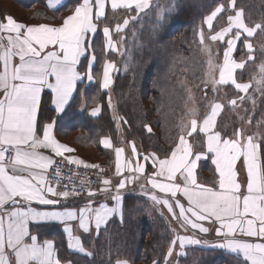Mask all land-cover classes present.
I'll return each instance as SVG.
<instances>
[{
  "label": "snow or ice",
  "instance_id": "obj_1",
  "mask_svg": "<svg viewBox=\"0 0 264 264\" xmlns=\"http://www.w3.org/2000/svg\"><path fill=\"white\" fill-rule=\"evenodd\" d=\"M109 3L114 13L124 10L139 14L151 8L150 0H78L71 14L59 25H26L11 15L0 20V264H62L54 241L41 240L39 232H33V228L50 224L63 225V231L69 237V249L93 256L74 230H81L84 234L94 230L99 238L101 230L106 231L113 218L119 216L123 219L125 208L121 190L127 183L139 179L137 174H146V165L141 160L151 161L153 171L146 175L147 183L168 197L161 199L151 194L150 199L157 205H164L174 220L182 221L181 227L190 225L192 229L207 234L210 228L200 222L219 224L213 229L220 238L215 243L195 236H176L167 249L165 264L173 256L177 243L180 256L186 254V246H197L221 250L234 258V264H264V131L248 134L238 127L231 136L222 135L217 130V117L224 105L216 100L208 103V112L202 121H198L197 110L189 109L191 119L179 126L178 139L162 156L157 152L141 154L135 142L129 141L131 157L122 164L124 147L114 148L110 138H103L100 143L104 148H114L116 174L123 176L126 170L131 175L120 179L114 186L115 191L112 181L103 179L101 189L87 191L88 200L84 207L76 209L61 204L62 199L67 201L70 197L80 196L81 192L75 188L58 191L59 185L48 176L56 164L54 157L75 151L56 139L54 129L71 108L78 82L94 80L92 64L96 57L92 54L89 60V50L92 38L107 18ZM46 4L55 10L62 0H46ZM229 9L234 14H227L225 25L215 30L213 21L218 17L224 19L219 14L227 13ZM172 11V8L159 10L156 20L160 29L164 28ZM204 23L212 33L207 37L209 41L224 42L225 37H229L223 62L216 64L212 60L213 50L205 46L204 30L200 29L198 33L200 45L208 53L205 87L210 82L212 90L217 91V86L234 85L239 93H248L251 84L238 82L235 76L238 69L245 68L246 61L243 58L237 61L233 53L237 42L243 39L248 61H254L253 44L249 38L257 30L264 31V24L250 26L246 23L244 9L236 7V0L218 4L205 17ZM128 24L129 18H124L122 25L115 26V31H122ZM112 31L108 26L102 29L107 38L106 47L117 50ZM82 57L88 60L83 72L79 70ZM258 67L261 79L257 83L264 85V61ZM113 69L114 63L106 61L101 89H110V71ZM45 90L49 92L48 103L53 115L41 121L39 114ZM80 95L81 110H84L88 100L83 93ZM108 99L109 106L113 107L111 96ZM238 99L243 101L245 97L239 96ZM91 102L96 103L95 97ZM229 103L235 106L237 99ZM100 111L97 105L89 115L96 117ZM123 122L127 124V120ZM144 127L148 132L152 131L149 125ZM186 129H190L187 136L197 131L203 134V151L193 152V146L184 134ZM41 149L52 155L44 154ZM65 159L71 164L96 167L84 164L80 159ZM204 159L211 160L218 176L217 183L212 186L198 181V163ZM241 170L246 172V183L239 179ZM59 175L60 170L56 168L55 176ZM98 195H103L107 202L96 206L94 198ZM33 205L61 206V210H38ZM109 264L131 262L118 256ZM153 264L158 261L154 260Z\"/></svg>",
  "mask_w": 264,
  "mask_h": 264
},
{
  "label": "trees",
  "instance_id": "obj_2",
  "mask_svg": "<svg viewBox=\"0 0 264 264\" xmlns=\"http://www.w3.org/2000/svg\"><path fill=\"white\" fill-rule=\"evenodd\" d=\"M9 1L25 12V19L33 22L59 21L78 2L66 0L59 8L50 10L46 6V0ZM221 3L226 4L227 0H154L150 9L139 14L135 11L119 10L114 13L107 10V18L100 24L92 41L97 71L105 60H111L110 55L116 58V52H107L101 47L102 28H112L114 23L127 14H137L123 32L122 43L125 49L112 81V92L119 96L116 98L115 110L125 138L136 140L143 154L157 152L162 156L178 139L179 126L189 117L188 113L183 112L186 88L178 82L179 77H184L194 88L195 95L202 99L198 119L205 115L210 101L220 100L219 102L225 105L226 117H219L217 121V130L221 131L222 135L231 136L238 127H242L248 134L264 131V127H260L264 124V85L258 84L259 80L254 82L255 77L259 75L258 66L264 61V31L257 30L254 36L249 38L253 44L254 61H248L243 39L237 42L234 51L236 60L243 58L246 61L245 68L237 70L235 76L238 82H251L248 93L241 95L234 89V85L217 86V91H213L212 87H205V64L197 25ZM236 7L244 9L246 23L250 26L256 23L264 24V0H236ZM164 8H172L173 11L167 16L164 28L160 29L156 17L159 10ZM227 14H233L231 9L227 13L219 14L224 19L218 17L213 21L215 30L225 25ZM224 44L220 43V47L224 48ZM222 53L223 51L219 56H222ZM115 58L112 60L117 61ZM124 58L129 61L126 62ZM82 85L79 84L77 89ZM97 87L98 84L94 83V86L88 85L83 89L86 99L96 96L95 99L101 104V112L97 118L88 117L86 110L79 111L80 102L75 95L71 108L56 124L57 133L61 136L78 132L79 134L71 138V147L82 158L96 163L109 155L99 146V137L108 135L114 144H117L118 140V129L112 117L107 93L99 91ZM218 91L222 99L217 95ZM239 96H244L245 99L241 101ZM232 99H237L235 106L229 103ZM254 100L258 101L256 108H253ZM48 101L49 92L45 91L42 94L39 114L41 121H46L53 115ZM239 108L244 112L242 118L235 115L236 111L238 114ZM124 120H127V124ZM146 124L151 127V132L144 127ZM244 125L248 127L245 129ZM198 139L195 141L198 146L195 147L202 150L203 140L201 137ZM197 173L202 183L209 186L216 184L218 176L209 159L199 162ZM124 208L123 219H112L107 230H101L99 238L97 234L95 237L83 238L85 249L94 253L91 257L68 250L63 235H56V250L61 260L70 261L72 264H109L119 256L128 259L131 264H153L154 260L158 261V264H164L167 249L173 240V234L164 219L151 209L147 196L136 192L124 195ZM191 248L197 254V259L192 262L187 254L180 258L177 264H234V258L221 250Z\"/></svg>",
  "mask_w": 264,
  "mask_h": 264
},
{
  "label": "crops",
  "instance_id": "obj_3",
  "mask_svg": "<svg viewBox=\"0 0 264 264\" xmlns=\"http://www.w3.org/2000/svg\"><path fill=\"white\" fill-rule=\"evenodd\" d=\"M66 2V0H62V4L63 5L64 3ZM60 5V6H61ZM47 6V4H46ZM58 6V8L60 7ZM1 8V7H0ZM50 9V8H49ZM1 10V9H0ZM50 10H53V9H50ZM107 10H111L110 8V3L108 4V6L106 7V12ZM72 11V10H71ZM71 11L67 12V14H65L64 17L68 16L71 14ZM3 13V14H2ZM2 13H0V20H3V18L6 16V15H11L13 16L18 22H21V23H24L26 25H38V24H48V25H59L60 23H62V20L64 17H62L59 21H55V22H33V21H26L25 19H19L17 18L16 16H14L13 14H10V13H4L2 11ZM103 29V28H102ZM112 29V28H111ZM102 32V30H101ZM113 34V32L111 33V35ZM102 36L104 38V46H105V51L109 52L111 49L107 48L106 47V43H107V38L104 37L103 35V32H102ZM95 37V35H94ZM94 37L92 38V41L94 39ZM122 39H123V36H122ZM93 54L92 52V47L91 49L89 50V56H88V59L90 60L91 59V55ZM233 58H234V53H233ZM235 59V58H234ZM106 61H109V60H105L100 68L99 71H97V67L95 65V61L93 62L92 64V73H93V76H94V80L92 82H87V81H84V82H78V85L79 84H83L82 87L80 89H77V92L74 93V96L77 95V97L79 98L78 101L80 102L79 104V111L80 112H84L86 110V115L88 117H91V118H97L100 113L98 114V116L96 117H92L89 115L91 109L93 107H96L97 105L100 106L101 108V104L100 102L98 101V99H96V103H92L91 102V98H87L88 100V103H87V107L84 109V110H81V100H82V97H81V93H83V89L88 86V85H93L94 86V83L95 84H98V90L99 91H103L105 93H107V90H104V89H101L100 88V83L102 82V79H103V69H104V65H105V62ZM238 61V60H237ZM111 62V61H109ZM87 64H88V60L84 59L83 57L81 58V65L79 67V70L81 72L85 71L86 68H87ZM96 67V68H95ZM239 70V69H238ZM116 70H111L110 71V76L112 78V81H113V77H114V74ZM219 75V73H218ZM77 85V87H78ZM45 91H48V90H45ZM108 95V93H107ZM83 96H84V93H83ZM84 98H86L84 96ZM96 98V96H95ZM107 100H108V97H107ZM219 102V101H218ZM221 103V102H220ZM101 112V111H100ZM208 112V110H207ZM207 112L205 113V115L207 114ZM223 112V109L222 111L220 112L219 116L217 117V121L219 119V117L221 116V113ZM188 115V114H187ZM203 115L202 117H200L198 119V121H202L203 117L205 116ZM191 119V117H188L185 121L183 120V123H188V121ZM190 130V129H186L185 130V136L186 138L189 140V143L192 144L193 146V152H199V151H203L204 149L202 150H198L193 144H194V141H193V138H198V137H201V139L203 140V145H204V148H205V144H204V136L202 133H199V131H197V133H193L192 136H187V131ZM76 134H79L78 132H75V133H71L69 135H65V136H61L57 133V128L55 127L54 129V135L56 137V139L67 145L68 147H71L70 145V142H71V138H73ZM103 138H110L108 135H103V136H100L99 139H98V143H99V146L107 151L109 153V155L101 160H106L108 161L109 163V173H108V176L106 177L107 179H110L112 181V185H113V191H115V188L114 186L119 182L120 179H122L124 176H130L131 173H128L126 170L123 172V176L121 175H117L116 174V156H115V151H114V148L115 147H124L125 149V152L121 158V163L124 164L126 162L127 159H129L131 157V146L129 144V141H132V140H126L124 135L121 133V132H118V140H117V144H114L112 139V143H113V146L114 148L113 149H107V148H104L103 145L100 143V141L103 139ZM136 144V147H137V150L138 152H140L141 154H143L141 152V150L139 149V146L137 145V143L135 142ZM72 148V147H71ZM40 151L44 152V154L46 155H52L50 153V151L48 150H43L41 149ZM65 157H71V158H75V159H80L82 161H84V164H95L96 162H90L84 158H82L79 154H77L76 152H71V153H64L63 156H59V157H54V159H59V158H65ZM99 160V161H101ZM206 160V159H204ZM202 160V161H204ZM210 161V164L215 168V166L211 163V160ZM98 162V161H97ZM135 163V160L133 159V164ZM141 163H145L146 165V174L145 175H139V179L135 180L134 182H131V183H127L126 185V188L121 190L122 192V195L124 196L125 194L127 193H130V192H136V193H139V194H143L145 196H147V198L149 199V202H153L151 199H150V195L151 194H155L157 195L158 197H160L161 199L163 198H168L165 196L164 193H161L159 192L158 189H153L151 187L150 184L147 183V179H146V175L147 174H150L153 169H152V166H151V161H143L141 160ZM199 165V163H198ZM198 170V169H197ZM197 177H198V173H197ZM205 178V177H204ZM239 179L241 182H245L246 183V172L244 170H241L240 172V176H239ZM198 181L201 182L200 178L198 177ZM217 181H218V177H217ZM202 183V182H201ZM217 183V182H216ZM143 185V187H142ZM103 187V184L102 186L100 187V189ZM99 190V189H98ZM96 201H97V205L99 203H105L107 202L105 197L103 195H98L94 198ZM87 200H88V197L85 196V197H70L67 201H64L62 199L61 201V204L62 205H66L68 207H71V208H80V207H84L87 203ZM181 200L182 202H184L186 204V201L183 200V198L181 197ZM34 207H36L38 210H61V206H41V205H33ZM111 206V205H110ZM151 209L152 210H155V212L160 215L166 222L167 224L169 225V227L171 228L172 230V233H173V239L176 238V236H195L196 238H200V239H204V240H208L210 243H215L217 242L220 238L217 237L215 235V231L213 229H215L216 227H219V224H213V223H210L209 221H202L200 222L201 224H203V226L205 227H208L210 228V232L207 233V234H204V233H200L198 229H192L190 225L188 226H184V227H181V224H182V221H177V220H174L172 218V214L168 212L167 208L162 205V204H155L154 202L152 203L151 205ZM177 212H178V209H177ZM115 218H120L119 216L115 217ZM113 218V219H115ZM33 232L36 233V232H39V236H40V239L41 240H44V239H49V240H52L54 241V245H55V248H56V238L57 236L56 235H63V237L65 238V242H66V247L68 250L72 251V252H75V253H79L77 251H74V250H71L69 249L68 247V243H69V237L67 236V234L63 231V225H59V224H55V225H48L46 227H42V228H33ZM74 234L76 235H80L81 238H82V241H83V238H86V237H95L96 236V233L95 231L93 230L91 233L89 234H84L82 233L81 230H78V229H75L74 230ZM189 247V246H186V248ZM175 250H179V245L177 243V245L175 246L174 248V251ZM67 262L69 261H62V264H67ZM174 262V261H173ZM177 263V262H176ZM72 264V263H71Z\"/></svg>",
  "mask_w": 264,
  "mask_h": 264
},
{
  "label": "rangeland",
  "instance_id": "obj_4",
  "mask_svg": "<svg viewBox=\"0 0 264 264\" xmlns=\"http://www.w3.org/2000/svg\"><path fill=\"white\" fill-rule=\"evenodd\" d=\"M153 1L154 0H150V3L152 4L153 3ZM0 13H2V11H7V12H9V13H11V14H13V15H15L17 18H19V19H25V12H23L22 11V9H20L19 8V6H17L16 4H14L13 2H11V1H9V0H0ZM22 12H23V16H22ZM3 14V13H2ZM208 14H210V13H208ZM207 14V15H208ZM234 14V13H233ZM206 15V16H207ZM137 16V14L136 15H134V14H127L126 16H124V17H122L118 22H116V23H114L113 24V27H112V29H113V34H112V40H113V42H114V44L116 45V47H117V50H113V49H111L110 51H113V52H116V53H114L115 54V56H116V58L113 56V55H110L109 56V58L111 59L110 61L112 62V63H114V65H115V69H113V71L114 70H116L115 71V73L118 71V65L119 64H121V56H122V51L125 49V45L122 43V36H123V32H124V29H125V27L123 28V30L122 31H119V32H117V31H115V26L117 25V24H123V20H124V18H129V24L134 20V19H132L131 17H136ZM205 16V17H206ZM205 19V18H204ZM26 21H28L27 19H25ZM214 23V22H213ZM128 24V25H129ZM127 25V26H128ZM198 26V33H199V31H200V29H203L204 30V36H205V46H209V47H211V49L213 50L212 51V60H213V62L214 63H216V64H222V62H223V53H222V56H219V53L220 52H224L225 50H226V47H227V44H226V41H227V39L229 38V37H225V41L223 42V44L225 45V47L224 48H221L220 47V43H222V42H220V41H218V42H211V41H209L208 39H207V37L210 35V34H212V33H210V30L208 29V27H207V25L204 23V20L202 21V23H200V24H198L197 25ZM111 28V27H110ZM217 30H219V29H217ZM235 31V30H234ZM199 36V35H198ZM199 41H200V38H199ZM100 43L102 44L103 43V46L101 45V47L105 50V46H104V38H103V40L101 39L100 40ZM101 48V49H102ZM102 49V50H103ZM201 49H202V56H203V60H204V64H205V67H204V72L206 73L207 72V60H208V53H207V51L206 50H204V48L201 46ZM109 51V52H110ZM117 59V61L116 60H112V59ZM125 60H126V58H124ZM129 61V60H128ZM127 60H126V62H128ZM120 66V65H119ZM114 76H115V74H114ZM216 77L218 78V70L216 71ZM114 78V77H113ZM261 79V76H260V73H259V75L257 76V77H255V80H254V82L255 81H257V80H260ZM208 80V77L205 75L204 76V82H206ZM178 82L180 83V85L181 86H185V88H186V95H185V97H184V104H185V106H184V109H183V112H185V114H187L188 113V111H189V109H195V110H197L198 111V109H199V104H201V101H202V99L201 98H198L196 95H195V93H194V88L190 85V84H188L187 82H186V79L184 78V77H179V79H178ZM243 83H250L251 84V82H243ZM207 86H209V87H212V85H211V83L210 82H208L207 83ZM234 89H235V87H234ZM107 93H108V95H107V97L109 98V96H111V99H112V105H113V107H110L111 108V113H112V117H113V119L115 120V123H116V126H117V129H118V132H121L123 135H124V137H126L125 136V133H123V130H122V127H121V124H120V121H119V116H118V114H117V112H116V110H115V105H116V98H119V96H117V95H114L113 94V92H112V84H111V86H110V89H107ZM241 95H242V93H240ZM217 95L218 96H220V98L222 99V96L220 95V92L218 91L217 92ZM97 96H98V93H97ZM106 98V97H105ZM220 101V100H219ZM108 103H109V99H108ZM241 103V101L239 102V104ZM257 104H258V101L257 100H254V104H253V108H256L257 107ZM237 113V111L235 112V115H239L238 117L240 118H242L243 117V109H241V108H239V110H238V114H236ZM226 117V110H225V105H224V107H223V112L221 113V116H220V118H225ZM226 120V119H225ZM228 121H230V119H227ZM225 123V122H224ZM243 124V123H242ZM241 124V125H242ZM245 124V123H244ZM248 126L247 125H244V128L246 129ZM126 139V138H125ZM127 140V139H126ZM132 141H134V139H131ZM199 140L197 137L196 138H193V141H194V146L196 145V146H198V144L196 143L197 141ZM136 141V140H135ZM134 141V142H135ZM196 141V142H195ZM95 157H93V159H94ZM92 159V160H93ZM96 159V158H95ZM150 203V206L152 205V203L153 202H149ZM154 212H155V210H154ZM165 221V220H164ZM165 223H166V225L168 226V228L170 229V231L172 232V230H171V228L169 227V225L167 224V222L165 221ZM173 234V233H172ZM190 248L189 249H185V255H187L188 254V256H189V258H190V260L193 262V261H195L196 259H197V254L192 250V248L191 247H195V248H197V246H189ZM179 251H180V249L179 250H175L174 251V253H173V256L172 257H170L169 259H168V261H167V264H177L176 262L180 259V258H182V257H184V256H180V255H178V253H179ZM174 261V262H173ZM164 264H165V261H164Z\"/></svg>",
  "mask_w": 264,
  "mask_h": 264
},
{
  "label": "built area",
  "instance_id": "obj_5",
  "mask_svg": "<svg viewBox=\"0 0 264 264\" xmlns=\"http://www.w3.org/2000/svg\"><path fill=\"white\" fill-rule=\"evenodd\" d=\"M55 166L49 170L48 176L54 184H58V191L72 190L75 188L81 192L80 196L85 197L89 189L98 190L102 186V180L108 176L109 163L106 160L98 161L96 167H85L83 164L68 163L65 158L56 159ZM60 170L59 177L55 176V170Z\"/></svg>",
  "mask_w": 264,
  "mask_h": 264
}]
</instances>
